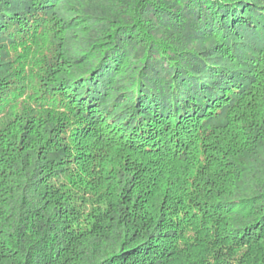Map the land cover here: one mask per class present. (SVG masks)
Instances as JSON below:
<instances>
[{
	"label": "trees",
	"instance_id": "1",
	"mask_svg": "<svg viewBox=\"0 0 264 264\" xmlns=\"http://www.w3.org/2000/svg\"><path fill=\"white\" fill-rule=\"evenodd\" d=\"M0 264H264V0H0Z\"/></svg>",
	"mask_w": 264,
	"mask_h": 264
}]
</instances>
